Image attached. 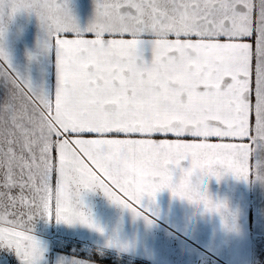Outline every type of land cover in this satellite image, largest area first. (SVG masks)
<instances>
[{
  "label": "snow or ice",
  "instance_id": "1",
  "mask_svg": "<svg viewBox=\"0 0 264 264\" xmlns=\"http://www.w3.org/2000/svg\"><path fill=\"white\" fill-rule=\"evenodd\" d=\"M94 4L81 29L67 0H0V15L38 18L56 68L50 94L0 50V81L12 87L0 102V264H92L50 257L35 233L38 222L92 227L84 193L133 217L164 189L219 213L199 181H247L264 167V0Z\"/></svg>",
  "mask_w": 264,
  "mask_h": 264
},
{
  "label": "crops",
  "instance_id": "2",
  "mask_svg": "<svg viewBox=\"0 0 264 264\" xmlns=\"http://www.w3.org/2000/svg\"><path fill=\"white\" fill-rule=\"evenodd\" d=\"M67 6L78 27L86 28L94 16V0H67ZM44 38L34 14L20 11L10 16L9 9L3 10L0 50L9 67L34 88L51 94L56 86L55 58L43 52ZM143 59L150 62L149 50L145 49ZM11 92V85L0 81V102ZM255 160H264V154L258 153ZM180 167L188 168L189 162L182 161ZM262 175L264 167L258 166L247 181L230 173L201 179L200 193L224 205L219 213L205 212L164 189L154 202L141 201L140 216L133 217L100 191L87 192L78 207L92 227L38 222L35 233L50 257L76 256L92 264H264ZM4 258L15 264L11 257Z\"/></svg>",
  "mask_w": 264,
  "mask_h": 264
},
{
  "label": "rangeland",
  "instance_id": "3",
  "mask_svg": "<svg viewBox=\"0 0 264 264\" xmlns=\"http://www.w3.org/2000/svg\"><path fill=\"white\" fill-rule=\"evenodd\" d=\"M260 247H261L262 249H264V242H262V243L260 244ZM262 254H263V258H264V252H263Z\"/></svg>",
  "mask_w": 264,
  "mask_h": 264
}]
</instances>
